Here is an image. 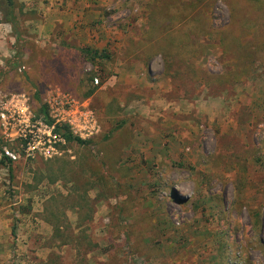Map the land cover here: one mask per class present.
Segmentation results:
<instances>
[{
	"label": "rangeland",
	"instance_id": "1",
	"mask_svg": "<svg viewBox=\"0 0 264 264\" xmlns=\"http://www.w3.org/2000/svg\"><path fill=\"white\" fill-rule=\"evenodd\" d=\"M13 11L1 105L19 99L31 125L63 95L91 135L28 159L0 128V264H264V0Z\"/></svg>",
	"mask_w": 264,
	"mask_h": 264
},
{
	"label": "built area",
	"instance_id": "2",
	"mask_svg": "<svg viewBox=\"0 0 264 264\" xmlns=\"http://www.w3.org/2000/svg\"><path fill=\"white\" fill-rule=\"evenodd\" d=\"M62 96L57 94L54 103L57 107L55 113L58 116L50 117L46 110L45 115L47 117L44 118L42 115L41 121L33 122L31 125L24 116V108L19 99L10 98L3 105L0 103V128L5 142H18L22 147L24 156L32 159L35 155L46 157L50 151L55 152L52 145L64 143L59 133L54 132L55 125H66L71 134L79 139L83 136L87 137L86 134H90L89 116L86 113L80 114L76 121V117L71 116L73 112L71 102ZM65 110L67 111L65 112ZM48 120L52 121L53 125H47L46 121ZM78 124L80 126H77ZM74 127L79 128V130L75 131ZM14 133L15 136H13ZM2 153L7 162L11 163L19 159V154L5 148Z\"/></svg>",
	"mask_w": 264,
	"mask_h": 264
},
{
	"label": "trees",
	"instance_id": "3",
	"mask_svg": "<svg viewBox=\"0 0 264 264\" xmlns=\"http://www.w3.org/2000/svg\"><path fill=\"white\" fill-rule=\"evenodd\" d=\"M15 7V0H0V13L3 16V21L5 24H10L12 26H14L15 23V16H14V11L13 8ZM175 20L178 19V17L174 18ZM173 36L170 35V33H168V35L166 36V43L168 44L169 42L174 43L173 41H171ZM179 47V46H176ZM81 55L87 59L88 61H93L96 58H104L103 55H99L98 52L96 51H90L88 49L85 50H81ZM166 55L172 57L174 59L175 62H181L180 58L181 55L179 54H175V53H167ZM107 59V58H106ZM35 100L40 102V98L39 95L36 93L35 94ZM40 113H42V115H44V118H46L47 116L45 115V110L43 108L40 109ZM46 124L51 126L53 125V122L48 120L46 121ZM54 132L55 133H59V135L61 136L62 140L64 141V143L66 144H77L80 146H84L89 144V142H85L82 141L81 139H79L78 137H75L71 134L69 127H67L66 125H55L54 127ZM11 163L8 162V165H10ZM12 236H15V227H12Z\"/></svg>",
	"mask_w": 264,
	"mask_h": 264
},
{
	"label": "water",
	"instance_id": "4",
	"mask_svg": "<svg viewBox=\"0 0 264 264\" xmlns=\"http://www.w3.org/2000/svg\"><path fill=\"white\" fill-rule=\"evenodd\" d=\"M171 197L175 199V194L173 192H171ZM179 203H184L186 200L185 199H181V200H178Z\"/></svg>",
	"mask_w": 264,
	"mask_h": 264
}]
</instances>
